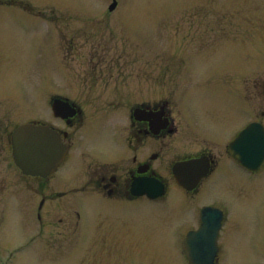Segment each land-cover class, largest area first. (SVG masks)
<instances>
[{
	"label": "rangeland",
	"instance_id": "374dc122",
	"mask_svg": "<svg viewBox=\"0 0 264 264\" xmlns=\"http://www.w3.org/2000/svg\"><path fill=\"white\" fill-rule=\"evenodd\" d=\"M117 1L110 12L112 0H0V120L8 130L21 117L19 111L30 116L34 103L39 118L50 116L51 91H65L92 118L104 115L99 107L110 103L125 110L134 97L153 101L163 91H179L182 98L173 99L178 117L192 128L203 124L206 130L199 127L200 133L206 136L213 134V120H193L192 113L224 108L228 94L211 85L218 87L213 77L222 79L228 62L245 64L248 73L256 72L264 81V0ZM236 71L231 75L236 77ZM110 76L118 78L111 81ZM262 89L248 93L247 123L264 111V83ZM111 115L114 122L121 113ZM259 117L264 124V116ZM6 166L1 163L0 170ZM222 174L216 181L214 173L193 197L171 191L161 203L129 211L130 256L101 262L84 258L82 224L72 209L62 207L67 201L79 211L81 197L71 195L45 208L54 212H42L32 242L26 236L36 228L7 219L0 230V264H185L177 251L186 227L177 232L173 226L191 225L200 207L221 194L229 199L228 209L241 213L234 212L232 226L222 235L218 264H264L262 178L255 176L259 189L241 202L239 176L224 169ZM171 209L181 214L166 217Z\"/></svg>",
	"mask_w": 264,
	"mask_h": 264
},
{
	"label": "flooded vegetation",
	"instance_id": "af4514ba",
	"mask_svg": "<svg viewBox=\"0 0 264 264\" xmlns=\"http://www.w3.org/2000/svg\"><path fill=\"white\" fill-rule=\"evenodd\" d=\"M244 35L246 36V33ZM240 40L244 41L245 38ZM233 68L237 70L236 77L230 73ZM117 78L108 77L111 81ZM96 79L97 84L101 83L102 77ZM213 79L219 81V85L215 87L213 83L212 89L226 92L231 98L227 95L222 109L208 108L205 114H197L199 112L197 109L192 113L193 120L202 121V116L213 120V134L206 136L200 133L201 130L203 132L206 130H203V124L192 128L191 122H187V119L183 122L178 117L173 99L182 98L183 95L179 91V93L171 92L172 94L163 91L161 98L153 101L150 99L134 101L136 99L134 97L125 110H121L118 104L110 103L105 109L99 107V113L104 110V115L99 114L94 118L89 117L77 104H74L77 113L68 118L55 117L51 113L50 116L41 119L36 108L37 104L34 103L35 107L31 109L30 116L19 111L21 117L9 130L0 120V164H7L6 170H0V230L7 219L15 218L16 223L19 221L26 226L36 228L30 233L31 236L30 234L26 236L32 242L33 238L37 237L38 224L45 208L68 196L79 195L82 200L79 211L67 201L62 207L72 209L73 217L82 224L81 242L84 258H93L101 262L105 257L130 256L132 245L127 236L130 228L127 223L131 221L129 211L144 210L145 208H142L144 204L170 197L171 191L193 197L214 173H216L215 180L218 181V177L223 176V169L229 174L239 176L237 179L239 197L241 202H246L247 193L250 192L249 196L255 195L256 190L259 189L257 187L259 184H254L255 176L262 178L261 181L259 179V183L262 182L264 188V165L257 171L247 170L231 156L229 146L249 123H262L259 116H264V111L257 112L254 119L249 123L246 122V103L250 89L254 90L255 95L257 92H263L264 81L256 72L248 73L245 64H238L236 67L234 63L231 65V62H228L222 79L219 76ZM248 83L252 86L248 87ZM67 94L65 91H51L47 94V98L49 101L74 99ZM107 95L112 96L111 93ZM117 111L121 115L112 122L114 116L111 113ZM29 123L52 128L59 133L62 143L67 148L64 161L50 176L26 175L14 161L12 134L19 126ZM92 135L95 139H92ZM5 138L8 139L9 151L4 142ZM192 159L206 160L210 166L208 175L196 188L188 191L176 183L173 168L179 162ZM54 175L61 176L51 182ZM72 180L78 181L77 186L71 185ZM154 181L164 186V195L151 199L147 194H141V192L147 193L148 185ZM207 205L223 212L218 233V245H221L223 233L234 221L230 219L231 216L235 211L241 213V210L228 209L229 199L223 194L221 198L216 197V202ZM243 206L240 205V208ZM201 208L191 225L173 226L174 223L172 225L177 232L186 227L184 235L179 239L180 250L177 251L185 260V264L188 262L182 253V241L188 232L197 230L201 226ZM47 212L52 213L54 210L47 208L44 214ZM179 214H181L179 211L172 214L171 209L166 217H176ZM59 221H62V218ZM173 231L176 232L174 229ZM218 248L215 264H218L221 254V247Z\"/></svg>",
	"mask_w": 264,
	"mask_h": 264
},
{
	"label": "water",
	"instance_id": "95a60500",
	"mask_svg": "<svg viewBox=\"0 0 264 264\" xmlns=\"http://www.w3.org/2000/svg\"><path fill=\"white\" fill-rule=\"evenodd\" d=\"M116 0L109 10L116 7ZM69 103L55 100L53 110L56 116L67 117L73 114ZM13 155L16 164L24 174L46 177L53 173L66 154V147L60 136L49 127L22 125L12 136ZM231 153L243 165L251 169L259 168L264 162V129L261 125H250L231 145ZM209 165L206 160H190L178 163L173 168L176 182L193 189L207 175ZM155 187V186H154ZM149 190L151 184L148 185ZM153 190V191H152ZM162 186L147 191L150 196H158ZM222 214L220 211L205 207L201 211L202 225L197 231L188 233L183 241V251L189 264H214L217 255V238Z\"/></svg>",
	"mask_w": 264,
	"mask_h": 264
}]
</instances>
